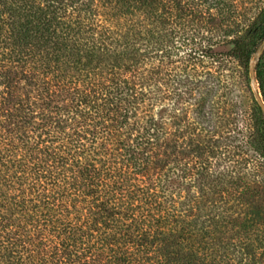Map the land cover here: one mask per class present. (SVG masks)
<instances>
[{
  "label": "trees",
  "instance_id": "obj_1",
  "mask_svg": "<svg viewBox=\"0 0 264 264\" xmlns=\"http://www.w3.org/2000/svg\"><path fill=\"white\" fill-rule=\"evenodd\" d=\"M254 3L0 0V264L264 258Z\"/></svg>",
  "mask_w": 264,
  "mask_h": 264
},
{
  "label": "water",
  "instance_id": "obj_2",
  "mask_svg": "<svg viewBox=\"0 0 264 264\" xmlns=\"http://www.w3.org/2000/svg\"><path fill=\"white\" fill-rule=\"evenodd\" d=\"M233 48H234L233 45H222V46L216 48L214 50V53H227V52H230L231 50H233ZM263 53H264V42H263V45H262V48H261L260 52H258V54H257L258 60L261 58ZM250 76H251V81H252V89H253V93L255 95L256 101L264 109V103H263L262 96L253 87L255 85V82H256V72H255V70L252 67L250 68Z\"/></svg>",
  "mask_w": 264,
  "mask_h": 264
},
{
  "label": "rangeland",
  "instance_id": "obj_3",
  "mask_svg": "<svg viewBox=\"0 0 264 264\" xmlns=\"http://www.w3.org/2000/svg\"><path fill=\"white\" fill-rule=\"evenodd\" d=\"M244 1V3H250V1L251 0H243ZM253 2H255L254 4H256V5H258V6H262L263 4H264V0H253ZM261 50V49H260ZM260 52V51H259ZM260 59H262V60H258V58L257 57H255L254 59H253V62H252V64H251V67L255 70V72H256V70H257V65H258V63H260V62H262L263 64H264V53H263V55L261 56V58ZM259 93H260V95L262 96V93H261V91H260V88H259V84L256 82L255 83V85L253 86ZM252 92H253V89H252ZM176 100H177V98H176ZM168 102H170V101H165V102H163V104H167ZM171 105V107L173 106V104H170ZM171 107H169V109L171 108ZM245 109V108H244ZM245 118H247V115L245 116ZM261 245L260 244H256V248H260L261 249ZM240 255H242V252H238V255L237 256H240ZM255 264H264V258L260 261V262H258V263H255Z\"/></svg>",
  "mask_w": 264,
  "mask_h": 264
}]
</instances>
